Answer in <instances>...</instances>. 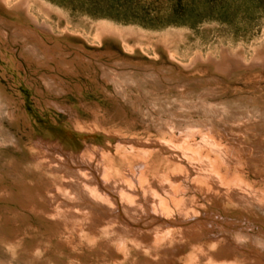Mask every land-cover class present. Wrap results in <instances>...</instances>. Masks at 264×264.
Listing matches in <instances>:
<instances>
[{
	"label": "bare ground",
	"instance_id": "1",
	"mask_svg": "<svg viewBox=\"0 0 264 264\" xmlns=\"http://www.w3.org/2000/svg\"><path fill=\"white\" fill-rule=\"evenodd\" d=\"M9 8L0 77L24 81L49 135L56 125L80 145H27L17 131L31 137L37 119L0 83V264H264V54H198L185 70L110 59L63 44L28 0ZM121 32L102 25L95 38ZM89 93L152 136L106 126ZM154 152L171 169L149 178Z\"/></svg>",
	"mask_w": 264,
	"mask_h": 264
},
{
	"label": "rangeland",
	"instance_id": "2",
	"mask_svg": "<svg viewBox=\"0 0 264 264\" xmlns=\"http://www.w3.org/2000/svg\"><path fill=\"white\" fill-rule=\"evenodd\" d=\"M16 1L18 0H0V15L8 19L15 18L16 15L11 14L13 10L9 6ZM28 3L30 13L35 19L51 26L54 36L63 44H79L85 52L94 55L103 53L105 58L110 54V59L147 62L149 65L158 66L165 63L174 66L177 70H185L180 61L187 62L196 58L198 54L204 57L208 55L218 57L225 49L239 53L246 60L260 53L264 54V0H28ZM42 5H47L50 9ZM102 25H109L122 31L124 41L111 35H104L101 40L95 38L97 30L99 31ZM17 58L21 59L19 52ZM21 60L28 73H31L24 60ZM199 67L201 69L204 65ZM8 79L2 76L0 83L7 88V91L19 90L21 94L14 93L19 94L25 101L24 109L28 111L30 118L34 116L33 119H37L32 138L30 135L26 136L23 130L17 131L18 136L27 145L37 142V138H54L66 147H78L77 139L71 140L60 130L58 131L56 125L53 126V133L49 135L50 126L47 122L51 116L36 114L41 111L34 104V92L27 88L24 81L16 83L11 78ZM85 98H87L84 101L86 104L103 100L102 111L107 120H102L106 126L126 124L124 129L127 137L152 136L129 112L127 115L120 113L119 116L115 102H108L111 99L106 100L102 95L93 93H89ZM85 114L88 115L84 113V116ZM32 121L35 123L34 120ZM164 159L170 161L166 156L156 152L149 156V178H152L153 173L160 176V173L166 174L171 169ZM117 166L123 169L121 163ZM87 246L88 244L84 243L80 249L83 248L88 253ZM11 247L13 250L16 246ZM19 251L21 249L15 250V253ZM124 258L127 261H124ZM186 260H184L187 262L185 264H188ZM121 261V264H131L130 259L124 255Z\"/></svg>",
	"mask_w": 264,
	"mask_h": 264
}]
</instances>
